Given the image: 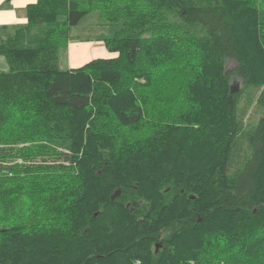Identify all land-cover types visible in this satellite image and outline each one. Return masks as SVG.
I'll return each instance as SVG.
<instances>
[{
    "label": "trees",
    "instance_id": "trees-1",
    "mask_svg": "<svg viewBox=\"0 0 264 264\" xmlns=\"http://www.w3.org/2000/svg\"><path fill=\"white\" fill-rule=\"evenodd\" d=\"M91 11L119 23L117 54L61 68ZM26 14L0 26V264H264V114L245 130L232 87H262L264 106L259 0H37ZM159 85L169 103L151 101Z\"/></svg>",
    "mask_w": 264,
    "mask_h": 264
},
{
    "label": "rangeland",
    "instance_id": "rangeland-1",
    "mask_svg": "<svg viewBox=\"0 0 264 264\" xmlns=\"http://www.w3.org/2000/svg\"><path fill=\"white\" fill-rule=\"evenodd\" d=\"M259 6L260 8H264V0H259ZM118 27L119 23L105 22V20L99 16L98 12L91 11L90 13L86 14L76 26H73L70 29L68 39L69 43L70 41L72 43L70 53L68 52L66 45H62L58 49V51L61 50L60 62L63 68L78 67L88 60L97 57L115 56L117 53L105 47V41L114 35V32ZM235 65L236 62L234 59H228L226 62V67L228 70H232ZM177 76L179 79L182 78V75L180 74H177ZM172 83V85H175V82ZM151 84L152 86L154 85V83ZM170 87L163 88L162 85H159L158 92L160 95L157 94V96H155L154 94L150 93L151 101H159L158 103L160 105H163V103H169V101L172 99V94L169 91ZM232 87L235 90H242L238 111L245 125L244 129H249L253 127L257 123L258 119L264 114V106L257 102V98L262 87L254 88L245 86L242 79L236 76L232 79ZM55 146L56 145H53V147ZM56 148L61 150L60 147L56 146ZM18 162H22V160L18 159ZM63 162L67 163V160H64L63 156L58 155H51L50 157H46V159H43L39 155H35L30 161V163L41 166L47 165L49 166L48 169L52 171L57 168L55 164ZM169 189L170 186L165 188L167 191ZM24 200L27 203H31V200L28 197H25Z\"/></svg>",
    "mask_w": 264,
    "mask_h": 264
},
{
    "label": "crops",
    "instance_id": "crops-1",
    "mask_svg": "<svg viewBox=\"0 0 264 264\" xmlns=\"http://www.w3.org/2000/svg\"><path fill=\"white\" fill-rule=\"evenodd\" d=\"M36 1L37 0H2V2H0V26L5 25L8 27L15 28L19 25L26 24L28 21L26 8L29 4L35 3ZM71 45V41L69 43V40H67L66 48L69 53L71 50ZM58 55V64L60 66L61 50L58 51ZM60 67L63 68L62 65ZM8 69L9 64L6 57L0 54V71H6Z\"/></svg>",
    "mask_w": 264,
    "mask_h": 264
},
{
    "label": "water",
    "instance_id": "water-1",
    "mask_svg": "<svg viewBox=\"0 0 264 264\" xmlns=\"http://www.w3.org/2000/svg\"><path fill=\"white\" fill-rule=\"evenodd\" d=\"M121 192V189H117L112 195H111V200H113L116 196H118ZM159 247V245H156V249Z\"/></svg>",
    "mask_w": 264,
    "mask_h": 264
},
{
    "label": "clouds",
    "instance_id": "clouds-1",
    "mask_svg": "<svg viewBox=\"0 0 264 264\" xmlns=\"http://www.w3.org/2000/svg\"><path fill=\"white\" fill-rule=\"evenodd\" d=\"M0 2H2V0H0Z\"/></svg>",
    "mask_w": 264,
    "mask_h": 264
}]
</instances>
